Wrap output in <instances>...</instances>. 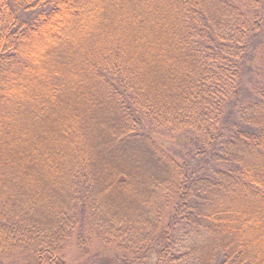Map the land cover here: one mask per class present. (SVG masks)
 I'll list each match as a JSON object with an SVG mask.
<instances>
[{
  "label": "trees",
  "instance_id": "trees-1",
  "mask_svg": "<svg viewBox=\"0 0 264 264\" xmlns=\"http://www.w3.org/2000/svg\"><path fill=\"white\" fill-rule=\"evenodd\" d=\"M0 264H264V0H0Z\"/></svg>",
  "mask_w": 264,
  "mask_h": 264
},
{
  "label": "rangeland",
  "instance_id": "rangeland-1",
  "mask_svg": "<svg viewBox=\"0 0 264 264\" xmlns=\"http://www.w3.org/2000/svg\"><path fill=\"white\" fill-rule=\"evenodd\" d=\"M96 250H97V248L95 246H92L91 247V254L94 253ZM66 258L68 261H71L73 263H78V262H81V261L86 259V257L84 255H80V256L78 255V250H77V247L75 245H73L69 249Z\"/></svg>",
  "mask_w": 264,
  "mask_h": 264
}]
</instances>
